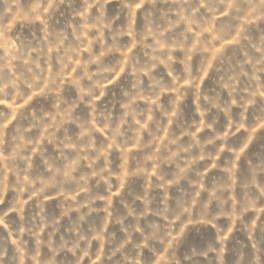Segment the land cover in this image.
<instances>
[{
    "label": "rangeland",
    "instance_id": "rangeland-1",
    "mask_svg": "<svg viewBox=\"0 0 264 264\" xmlns=\"http://www.w3.org/2000/svg\"><path fill=\"white\" fill-rule=\"evenodd\" d=\"M0 264H264V0H0Z\"/></svg>",
    "mask_w": 264,
    "mask_h": 264
}]
</instances>
